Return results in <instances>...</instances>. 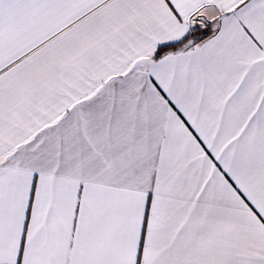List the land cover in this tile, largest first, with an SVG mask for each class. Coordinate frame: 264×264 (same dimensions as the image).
Instances as JSON below:
<instances>
[{"label":"snow or ice","instance_id":"1","mask_svg":"<svg viewBox=\"0 0 264 264\" xmlns=\"http://www.w3.org/2000/svg\"><path fill=\"white\" fill-rule=\"evenodd\" d=\"M0 264H264V0H0Z\"/></svg>","mask_w":264,"mask_h":264}]
</instances>
